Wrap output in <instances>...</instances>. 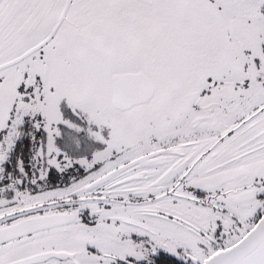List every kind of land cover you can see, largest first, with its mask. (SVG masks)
Instances as JSON below:
<instances>
[{"label":"snow or ice","instance_id":"obj_1","mask_svg":"<svg viewBox=\"0 0 264 264\" xmlns=\"http://www.w3.org/2000/svg\"><path fill=\"white\" fill-rule=\"evenodd\" d=\"M0 264H264V0H0Z\"/></svg>","mask_w":264,"mask_h":264}]
</instances>
